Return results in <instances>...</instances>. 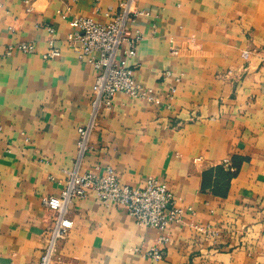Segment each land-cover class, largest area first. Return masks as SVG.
<instances>
[{
  "label": "crops",
  "instance_id": "crops-1",
  "mask_svg": "<svg viewBox=\"0 0 264 264\" xmlns=\"http://www.w3.org/2000/svg\"><path fill=\"white\" fill-rule=\"evenodd\" d=\"M0 4V264H40L55 220L44 200L65 189L93 114L97 73L71 47V22L104 23L119 0ZM134 10L150 16L133 25L142 41L130 65L160 102L118 94L82 171L112 167L131 187L156 178L185 216L154 261L145 250L160 232L88 192L70 207L55 264H264V0H136ZM22 43L35 52L7 55ZM51 47L61 55L47 61Z\"/></svg>",
  "mask_w": 264,
  "mask_h": 264
},
{
  "label": "built area",
  "instance_id": "built-area-1",
  "mask_svg": "<svg viewBox=\"0 0 264 264\" xmlns=\"http://www.w3.org/2000/svg\"><path fill=\"white\" fill-rule=\"evenodd\" d=\"M31 12L32 0H23ZM98 2V0H97ZM136 0H119L116 14L107 13L104 23L90 18L80 17L71 22L76 33L69 42L80 61L86 62L96 73L93 86L92 119L88 126L78 128V157L72 170L66 172V187L59 196L44 200L47 209L55 214V220L47 237L46 246L40 264H53L61 241L74 227L70 218V207L77 199H84L88 192L95 193L97 200L105 205H114L134 218L137 225L160 232L158 244L145 250L146 256L154 261L164 259L163 247L170 241L169 228L183 222L186 210L178 205V199L169 191L167 184L156 178H148L140 187L123 185L112 167H107L103 175L83 172V162L91 152L90 135L100 112L113 106L118 94L130 99L157 104L160 98L155 90L137 83L134 68L130 60L137 56L142 37L133 25L140 16H150L147 10L135 11ZM1 7V4H0ZM54 34L53 28H49ZM52 43V42H51ZM14 50L23 54H33L34 44L22 43L8 47L10 55ZM176 54V50L171 51ZM60 51L54 47L44 55L52 61L60 58ZM248 54H245L247 57ZM165 77L170 73L166 72ZM175 90H171L173 94ZM193 212L192 208H188ZM212 233V232H208ZM142 249H135L141 252Z\"/></svg>",
  "mask_w": 264,
  "mask_h": 264
},
{
  "label": "trees",
  "instance_id": "trees-1",
  "mask_svg": "<svg viewBox=\"0 0 264 264\" xmlns=\"http://www.w3.org/2000/svg\"><path fill=\"white\" fill-rule=\"evenodd\" d=\"M235 175H233V174H231V173H228V177H229V179L230 178H232V177H234Z\"/></svg>",
  "mask_w": 264,
  "mask_h": 264
},
{
  "label": "rangeland",
  "instance_id": "rangeland-1",
  "mask_svg": "<svg viewBox=\"0 0 264 264\" xmlns=\"http://www.w3.org/2000/svg\"><path fill=\"white\" fill-rule=\"evenodd\" d=\"M57 260H58V255L56 256V258H55V260H54V263L53 264H55L56 262H57ZM41 261V260H40Z\"/></svg>",
  "mask_w": 264,
  "mask_h": 264
}]
</instances>
